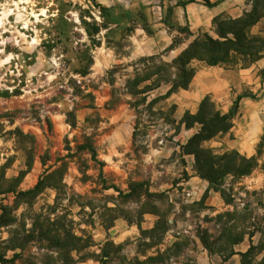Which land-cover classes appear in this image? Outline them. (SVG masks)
<instances>
[{
	"label": "rangeland",
	"instance_id": "1",
	"mask_svg": "<svg viewBox=\"0 0 264 264\" xmlns=\"http://www.w3.org/2000/svg\"><path fill=\"white\" fill-rule=\"evenodd\" d=\"M187 1L0 0V264H264V154L225 177L227 203L183 151L199 125L182 124L206 96L227 112L248 94L203 145L257 155L264 86L235 92L229 69L198 60L188 91L132 83L199 34L219 38L214 11ZM225 2L218 15H243L246 0Z\"/></svg>",
	"mask_w": 264,
	"mask_h": 264
},
{
	"label": "trees",
	"instance_id": "2",
	"mask_svg": "<svg viewBox=\"0 0 264 264\" xmlns=\"http://www.w3.org/2000/svg\"><path fill=\"white\" fill-rule=\"evenodd\" d=\"M204 4L213 8L219 1L203 0ZM252 10L244 13L238 18H226L218 15L214 18V24L218 29L219 38H214L208 33L199 34L171 63H154L144 69V72L137 74L133 84L143 81H154L153 85L146 88H158L162 82H170L171 88L168 94L179 89H188L191 85L196 70L191 68L194 60L205 62L209 66H221L226 69L247 68L259 60L264 54V36L252 34L251 27L264 18V0H251ZM195 0H188L183 7ZM179 32H189L187 26H177ZM183 41L175 37L172 45L168 48L173 50ZM158 55L150 56L149 60H155ZM145 60V59H143ZM264 79V69L260 71ZM250 96L248 94L238 95L233 106L227 112L218 108L210 96H206L200 103L198 111L193 114L187 111L182 119L186 129L199 125V129L193 133L183 146L185 154L195 157L196 172L209 183V189L220 192L227 203L232 201L231 193L225 187V177H247L250 176L259 165V159L264 154V136L257 145V155L247 157L237 150L226 151L223 154H216L203 144L212 140L220 134H226L233 128V119L239 110L241 100ZM91 151L96 157V150L91 146ZM42 182L30 192L36 193L40 190ZM208 189V190H209ZM127 196H130L128 194ZM158 214V212H156ZM253 236V234H251ZM204 239L206 247L210 248L208 240ZM252 248V246H251ZM250 248V250H251ZM250 252V251H248ZM246 252V254L248 253ZM235 254V252H232Z\"/></svg>",
	"mask_w": 264,
	"mask_h": 264
},
{
	"label": "crops",
	"instance_id": "3",
	"mask_svg": "<svg viewBox=\"0 0 264 264\" xmlns=\"http://www.w3.org/2000/svg\"><path fill=\"white\" fill-rule=\"evenodd\" d=\"M225 1L226 0H224V2L218 4L217 6H215L213 8H209V10L214 11V12H212V15L214 17L224 11L222 5L224 3H227ZM251 10H252V1L246 0V4H244L243 7L241 5L236 6V8L233 12L236 13L237 16H240V15L244 14L245 11H246V13H248ZM190 27H193V26H190ZM251 33L252 34H261L264 36V18H262L255 25H252ZM262 69H264V54L262 55V57L259 60H257L251 66H249L247 68L225 70V75L228 77V80L233 81L235 92H239L243 88H246V87H250L251 91L255 92L258 90V86H260V87H262V85L264 86V79L260 75V71ZM203 72H205V70L197 72L192 83H191V85L189 86V88L184 89V90H186V91L190 90L193 87V85L197 81H199ZM218 82H223V79L220 77ZM181 117H182V115H178L177 116L178 120L181 119Z\"/></svg>",
	"mask_w": 264,
	"mask_h": 264
}]
</instances>
